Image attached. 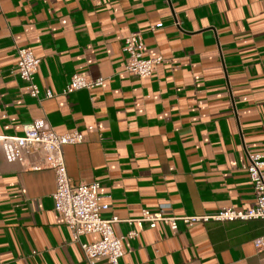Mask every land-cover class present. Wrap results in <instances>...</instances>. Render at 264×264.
Returning <instances> with one entry per match:
<instances>
[{
  "label": "crops",
  "instance_id": "crops-1",
  "mask_svg": "<svg viewBox=\"0 0 264 264\" xmlns=\"http://www.w3.org/2000/svg\"><path fill=\"white\" fill-rule=\"evenodd\" d=\"M131 32L145 58H162L149 77L125 70ZM21 47L39 59L40 99L16 72ZM74 74L104 82L62 94ZM27 123L82 133L63 146L70 183L98 181L114 233L138 232L118 264H264L262 219L136 222L254 205L243 165L264 155V0H0V135ZM55 187L53 170L23 169L0 141L1 264H90L53 209Z\"/></svg>",
  "mask_w": 264,
  "mask_h": 264
},
{
  "label": "built area",
  "instance_id": "built-area-1",
  "mask_svg": "<svg viewBox=\"0 0 264 264\" xmlns=\"http://www.w3.org/2000/svg\"><path fill=\"white\" fill-rule=\"evenodd\" d=\"M162 23L151 25L154 30ZM143 42L139 32H131L124 38V51L129 60L125 70L138 77H149L155 66L162 60L160 56L145 58L142 53ZM39 59L35 57L30 47L18 49V60L15 66L19 77L28 83L30 96L40 99L39 89L34 76ZM104 77L88 78L83 75H71L62 90V94L71 93L79 89H91L101 86ZM44 97H53L51 91H46ZM7 160L17 162L23 169H51L55 174L56 187L52 195L53 209L63 222L71 229L74 241H77L83 251L86 261L94 264L97 259L105 258L110 264H118L125 252L123 240L134 238L136 230L125 235H116L112 224L117 217L104 218L102 213L109 205L102 202L99 194V182L71 184L68 178L63 146L83 141V135L77 130L57 133L50 127H41L36 123L23 126L21 135H0ZM264 155L247 153V161L243 169L248 174L255 193V203L246 209L223 207L211 215L164 217L159 212L142 211V216L136 221L138 228L142 222H148L154 227L157 221L168 224L172 230L177 228V221L208 222V221H246L250 219L264 220ZM86 234H97L98 239L93 242H82L80 237ZM261 247L262 239L254 241ZM1 264V263H0Z\"/></svg>",
  "mask_w": 264,
  "mask_h": 264
}]
</instances>
